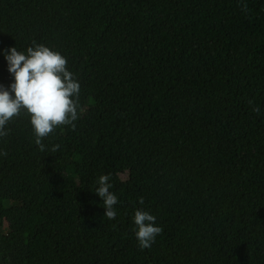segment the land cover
<instances>
[{"label": "trees", "instance_id": "16d2710c", "mask_svg": "<svg viewBox=\"0 0 264 264\" xmlns=\"http://www.w3.org/2000/svg\"><path fill=\"white\" fill-rule=\"evenodd\" d=\"M33 41L67 59L79 119L43 152L23 111L6 125L0 264H264V0H0V84ZM137 209L163 229L144 250Z\"/></svg>", "mask_w": 264, "mask_h": 264}, {"label": "clouds", "instance_id": "9594fccd", "mask_svg": "<svg viewBox=\"0 0 264 264\" xmlns=\"http://www.w3.org/2000/svg\"><path fill=\"white\" fill-rule=\"evenodd\" d=\"M242 11H248L246 5L242 6ZM4 56L13 80L7 88L0 84V137L8 135L6 125L23 111L30 117L35 143L43 152L42 140L56 128L70 126L75 129L74 122L79 119L80 84L68 70L63 55L35 41L26 53L11 47L5 50ZM252 110L257 114L260 111L259 108ZM59 147L53 145L51 151L55 152ZM0 155L7 156V152H0ZM109 180V175H101L96 181L95 193L102 198L104 216L114 220L117 215L114 205L118 200L110 191ZM139 203H144L143 197L139 198ZM133 222L140 250L150 248L163 231L156 226V217L142 209L135 210Z\"/></svg>", "mask_w": 264, "mask_h": 264}, {"label": "rangeland", "instance_id": "374dc122", "mask_svg": "<svg viewBox=\"0 0 264 264\" xmlns=\"http://www.w3.org/2000/svg\"><path fill=\"white\" fill-rule=\"evenodd\" d=\"M112 30L113 31H117L118 28L117 27H113ZM20 192L27 193V189L26 190H20Z\"/></svg>", "mask_w": 264, "mask_h": 264}]
</instances>
